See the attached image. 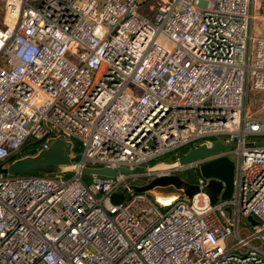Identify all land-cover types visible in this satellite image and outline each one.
<instances>
[{
    "label": "built area",
    "instance_id": "2783aa9c",
    "mask_svg": "<svg viewBox=\"0 0 264 264\" xmlns=\"http://www.w3.org/2000/svg\"><path fill=\"white\" fill-rule=\"evenodd\" d=\"M3 8L0 165L29 139L36 155L61 137L78 171L0 173V264H264V0ZM217 141L234 146L178 164ZM168 154L177 165L158 173L83 178L85 167H151ZM221 156L234 162L233 191L214 204L204 193L166 204L127 181L192 170L203 187L199 166Z\"/></svg>",
    "mask_w": 264,
    "mask_h": 264
},
{
    "label": "water",
    "instance_id": "95a60500",
    "mask_svg": "<svg viewBox=\"0 0 264 264\" xmlns=\"http://www.w3.org/2000/svg\"><path fill=\"white\" fill-rule=\"evenodd\" d=\"M37 142H31L25 145L20 153H23L29 147ZM234 145H226L221 141L215 142L211 147L202 143L195 148L189 149L179 160V165H187L197 160L218 154L224 150L232 148ZM72 144L66 143L63 138L55 139L49 149L40 150L36 155H24L10 157L6 160L7 167L0 165V173L3 174H23L27 172H39L43 174L53 173H71L78 171V166L72 162L71 153ZM171 164L157 163L151 167H135L128 169L120 167L117 169L108 166L101 168L85 167L82 170L83 174H95L100 176H117L118 174H137L147 171L154 172L162 171L171 168ZM200 175L208 182L203 187H199L194 183H189L177 174L159 175L149 180L141 186H133L136 192H145L155 198L157 196L167 197H185L192 199L198 193H204L209 197L210 203L214 204L220 195L221 199H229L233 191L234 181V162L227 156H221L202 163L199 166ZM124 198L123 192L113 193L110 201L113 204L120 203ZM252 224L256 222L248 217L247 219Z\"/></svg>",
    "mask_w": 264,
    "mask_h": 264
},
{
    "label": "rangeland",
    "instance_id": "374dc122",
    "mask_svg": "<svg viewBox=\"0 0 264 264\" xmlns=\"http://www.w3.org/2000/svg\"><path fill=\"white\" fill-rule=\"evenodd\" d=\"M3 7H4V0H0V21L3 19V17H5V10H4ZM250 95H251L250 99L247 102V108L249 110H251V111H254L256 114L259 115L261 113V108H262V104H263V95H262L261 92H256V91H253ZM32 141H34V140L33 139H29V141L27 143H30ZM38 146H39V143L29 147L23 153H20V156H24L26 154H30ZM231 158L233 160H235L234 156H231ZM169 159L170 160L173 159V154L168 155V158L166 159V162H164V163L170 164L171 162L169 161ZM158 163H160V162H158ZM162 171H164V170H162ZM155 172L158 173L160 171L156 170ZM190 172H193V173H191L193 175V178H194V176L196 177V173L194 171H190ZM23 174L46 175V174L39 173V172H27V173H23ZM179 174L180 173H178V175ZM71 176H72V173H65L63 177L64 178H69ZM83 178H84V180L86 182H89L90 179H91V175L83 174ZM153 178H155V177L153 176ZM127 181H129V183H131L132 186H141V185L147 183L146 178H142V179H138V180H134V181L131 178H129ZM248 222L250 223V221H248Z\"/></svg>",
    "mask_w": 264,
    "mask_h": 264
},
{
    "label": "trees",
    "instance_id": "16d2710c",
    "mask_svg": "<svg viewBox=\"0 0 264 264\" xmlns=\"http://www.w3.org/2000/svg\"><path fill=\"white\" fill-rule=\"evenodd\" d=\"M185 151H186L185 149H182L181 150V155L184 154ZM168 155H166L165 157L161 158V160H166L168 158ZM153 164H155V163H153ZM190 171H192V170H188V171H185L183 173H180L179 176L182 177L184 180H186L189 183H195L196 182V177L194 176V178H193V175L191 174L193 172H190ZM195 173H196V176H197L198 173L197 172H195Z\"/></svg>",
    "mask_w": 264,
    "mask_h": 264
},
{
    "label": "bare ground",
    "instance_id": "6f19581e",
    "mask_svg": "<svg viewBox=\"0 0 264 264\" xmlns=\"http://www.w3.org/2000/svg\"><path fill=\"white\" fill-rule=\"evenodd\" d=\"M172 166L171 167H173V166H175V165H177V164H171ZM201 196V194H197V197L199 198ZM157 198L159 199V200H161L162 202H164V203H170L172 200H174L176 197L175 196H173V195H171V196H167V197H161V196H157Z\"/></svg>",
    "mask_w": 264,
    "mask_h": 264
},
{
    "label": "crops",
    "instance_id": "0c3cea01",
    "mask_svg": "<svg viewBox=\"0 0 264 264\" xmlns=\"http://www.w3.org/2000/svg\"><path fill=\"white\" fill-rule=\"evenodd\" d=\"M26 155H29V154H26Z\"/></svg>",
    "mask_w": 264,
    "mask_h": 264
}]
</instances>
